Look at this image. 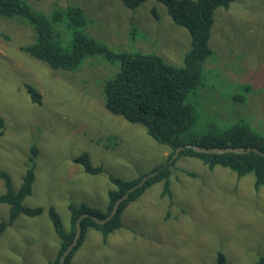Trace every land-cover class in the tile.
Returning <instances> with one entry per match:
<instances>
[{
	"label": "rangeland",
	"instance_id": "obj_1",
	"mask_svg": "<svg viewBox=\"0 0 264 264\" xmlns=\"http://www.w3.org/2000/svg\"><path fill=\"white\" fill-rule=\"evenodd\" d=\"M27 1L45 13L54 5L82 6L91 19L89 32L114 50L156 53L177 66L191 50L189 30L177 25L159 0L136 9L122 0ZM64 33L61 43L67 45L70 34ZM36 35L19 17L0 15V168L19 188L30 147L37 144L36 178L24 203L45 208L39 216L20 214L0 235V264H48L60 248L50 205L68 229L70 202L105 209L114 187L110 175L132 179L149 173L171 151L142 124L103 105L97 85L119 70V62L96 55L77 69H53L22 50ZM210 45L214 54L205 63L204 83L190 94L198 108L194 130L245 118L264 132V0H234L228 9L218 8ZM26 84L41 92L40 104L31 100ZM243 84L252 91L244 92L243 102L234 101ZM84 151L103 172L87 173L73 161ZM254 181L253 173L238 178L229 168L210 169L198 158L182 156L172 168V204L162 195L163 182L155 183L126 207L124 226L106 242L89 228L73 262L216 264L223 251L230 264H254L264 254V186L256 190ZM5 191L0 179V193ZM8 216L9 205L0 202V221Z\"/></svg>",
	"mask_w": 264,
	"mask_h": 264
},
{
	"label": "trees",
	"instance_id": "obj_2",
	"mask_svg": "<svg viewBox=\"0 0 264 264\" xmlns=\"http://www.w3.org/2000/svg\"><path fill=\"white\" fill-rule=\"evenodd\" d=\"M145 1L122 0L130 9H136ZM159 1L166 5L172 20L177 25L187 28L191 34V50L186 54L184 64L181 66L168 63L156 53L112 49L89 32L87 26L91 19L80 5L67 7L54 5L56 8L49 11L50 13H45L36 9L27 0H0V15L17 16L32 25L36 31V40L22 46V50L53 69H77L86 58L96 55L109 62H119V70L113 76L101 80L99 85L94 84L100 89L99 96H102L103 105L111 113L120 115L129 122L142 124L149 135L171 150L168 158L155 166L151 172L159 171L150 176L142 186L129 193L111 220L98 223L91 216L80 220L82 236L64 264H74V256L85 241L89 228L98 230L103 236V241L106 242L111 233L123 227L122 214L126 207L155 183L163 182L162 195L169 197L172 204V168L182 156L198 158L210 169L216 166L229 168L238 178L253 173L254 188L259 190L264 186V156L254 151L243 154L233 152L213 154L185 147L175 160L170 161L176 148L187 143L208 147L252 145L264 151V132L258 130L245 118L233 121L227 126L209 123L204 131L194 130L198 122V108L190 100V94L203 85L205 63L214 54L210 38L215 22V11L220 7L228 9L234 0ZM153 12L156 14L155 9ZM62 24L65 26L64 30L60 29ZM65 31L66 34H70V40L67 45H62L61 39ZM111 65L115 66L114 71L117 70V65ZM102 85H104V95ZM26 88L31 100L40 104L41 92L31 84H26ZM240 88L241 92L233 97L234 101L243 102L246 98L244 92L252 91L253 87L250 84H243ZM0 126L3 127L2 117H0ZM113 139L108 141L109 144H113ZM38 155L39 147L34 143L30 147L29 161L19 188L13 185L10 173L0 168V179L6 186V191L0 193V202L9 205V216L0 221V235L20 214L39 216L45 210L43 206H29L24 203V199L31 195L33 190ZM73 161L82 165L87 173L99 174L104 171L102 165L92 163L87 151L73 157ZM149 173L139 174L132 179L110 175L114 187L108 191L109 202L105 209L92 207L86 202L81 204L70 202L68 208L71 218L68 229L65 228L57 209L50 205L48 214L60 238V248L48 264H58L61 254L74 239L77 219L82 213L90 212L100 218L106 217L116 200ZM216 264H230L223 251H218ZM254 264H264V254L259 256Z\"/></svg>",
	"mask_w": 264,
	"mask_h": 264
},
{
	"label": "water",
	"instance_id": "obj_3",
	"mask_svg": "<svg viewBox=\"0 0 264 264\" xmlns=\"http://www.w3.org/2000/svg\"><path fill=\"white\" fill-rule=\"evenodd\" d=\"M185 147L188 148H193L196 151L199 152H204V153H213V154H223V153H229V152H233V153H238V154H243V153H247L250 151H254L258 154H261L264 156V151H262L261 149H259L258 147L252 146V145H248V146H224V147H208V146H200L198 144H193V143H187L185 145H181L179 147L176 148L175 152L172 154L170 161L175 160L178 156L179 153L182 149H184ZM159 170L150 172L149 174H146L145 176H143V178L141 179V181L135 183L134 185H132L127 192H125L124 195H122L121 197H119L116 202L114 203V206L111 210V212L104 218H100L97 215L90 213V212H84L82 213L79 218L77 219V223H76V232H75V236L73 241L66 247V249L63 251V253L61 254L60 258H59V262L58 264H64L66 261V258L68 257L69 253L75 248V246L78 244L79 239L82 236V226L80 223V220L86 216H91L96 222L98 223H106L107 221L111 220V218L116 215L119 206L121 204V202L127 198L129 196V193L142 186L146 180L152 176L155 175Z\"/></svg>",
	"mask_w": 264,
	"mask_h": 264
}]
</instances>
